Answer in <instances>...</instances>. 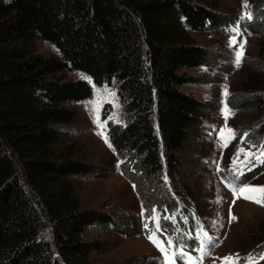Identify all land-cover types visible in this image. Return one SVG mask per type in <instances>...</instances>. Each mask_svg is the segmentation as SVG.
I'll return each mask as SVG.
<instances>
[{
    "label": "trees",
    "instance_id": "obj_1",
    "mask_svg": "<svg viewBox=\"0 0 264 264\" xmlns=\"http://www.w3.org/2000/svg\"><path fill=\"white\" fill-rule=\"evenodd\" d=\"M227 19L206 0H0V264H89L92 253L108 249L103 240L85 239L93 224L128 237L148 232L141 216L117 217L78 198L75 178L110 170L71 144L59 146L68 133L63 125L78 115L73 103L94 93L89 81L67 79L70 70L87 73L97 86L117 78L128 111L124 124L108 123L118 169L136 186L147 219L188 210L184 245H198L193 216L204 205L195 188L197 146L218 109L181 89L198 82L182 70L212 60L189 30L213 31ZM247 25L264 34V4ZM37 39L53 42L59 55H36ZM246 85L234 110H255L264 136V83ZM222 177L245 183L231 169ZM250 236L264 241L259 231Z\"/></svg>",
    "mask_w": 264,
    "mask_h": 264
},
{
    "label": "rangeland",
    "instance_id": "obj_2",
    "mask_svg": "<svg viewBox=\"0 0 264 264\" xmlns=\"http://www.w3.org/2000/svg\"><path fill=\"white\" fill-rule=\"evenodd\" d=\"M206 2L228 18L227 24L209 32L189 30L194 42L211 52L212 60L208 67L183 69L182 72L197 77L198 82L181 87L198 99L214 101L218 109L217 113L213 112L208 116L197 146L201 168L197 174L195 188L204 209L203 213L201 211L202 215L193 216V221L196 225V237H202L206 252L197 250L199 245L192 248L184 245L185 238L191 235L190 232L185 233L183 227V224L186 225L184 222L188 220L185 217L187 213L183 211L188 210L167 212L163 216L156 212L152 216L156 217V220L152 217L147 219L133 184L118 169L120 161L108 138V123L112 121L124 124L128 111L119 94L117 78L111 84L97 86L87 73L70 70L65 72L67 79L87 77L85 80L93 85L94 93L90 99L73 103L72 106L78 115L74 121L63 125V130L68 133L59 146L71 144L80 157L110 170L109 174L102 177L88 175L75 178L78 198L84 207L101 208L117 217L126 214L141 216L149 228L147 233L128 237L99 224L89 226L84 235L85 239L103 240L108 246L105 251L92 253L89 264H166V261L172 259H175V264H222L221 258L232 256L235 260L236 254H239V259L235 260V264H254L264 256V241L250 236L256 231L264 234V204L245 199L239 193L234 195L233 190L229 191L222 184V173L231 169L237 174L243 171L241 176L249 187L264 186V164H259L253 159L246 167L232 165L238 147L259 154V146L264 144V136L257 132L258 125L253 121L255 110H242L238 115L239 110H234L233 107L248 94L246 83L256 89H260L264 83V75L258 71L264 70V34L253 33L247 25L256 20V11L263 6L264 0H247L248 8L242 7L245 0ZM248 11L251 12L252 19L240 20V34L229 31L230 28L237 27L241 15ZM232 37L237 41L235 46H230ZM242 41L246 43L243 45L241 62L237 66L236 51ZM34 49L36 55L43 57L59 55L58 47L47 39L35 40ZM225 87L228 93L226 96ZM225 103L226 110L230 113L227 121L222 111ZM226 123L227 128L233 130L235 138H231L232 134L225 130V137L230 142L227 147H222L219 133L221 129H225ZM244 159V154L241 153L239 160ZM261 159H264V156ZM247 168H251V171ZM165 217L172 219H164ZM157 222L159 230H156ZM153 230H156L154 239L162 242V246L167 250V257L165 252L148 238ZM204 233L213 238L211 243ZM43 235L50 240L49 227H46ZM169 240L172 241L170 245L167 243ZM180 250L188 253L193 260L190 262L180 259ZM249 254L251 260L245 259Z\"/></svg>",
    "mask_w": 264,
    "mask_h": 264
},
{
    "label": "snow or ice",
    "instance_id": "obj_3",
    "mask_svg": "<svg viewBox=\"0 0 264 264\" xmlns=\"http://www.w3.org/2000/svg\"><path fill=\"white\" fill-rule=\"evenodd\" d=\"M242 7L243 8L249 7L247 4V0H245V2L242 4ZM245 18L252 19V14L250 11L242 14L240 19L237 21V27H232L229 29V31L240 34V29H239L238 25H239L240 20H243ZM244 43H246V41L240 42L238 45L239 50L236 51L235 64L237 66H239L241 59H242V56H243V45H244ZM235 45H237V41H236L235 37H232L230 40V46H235ZM83 78L88 79L87 77H83ZM227 94H228L227 88L225 87L224 95L226 96ZM226 109H227V104L225 103L224 109H222V111L224 112L225 120L227 121L230 113ZM225 130H227L230 134H232L231 138H235L233 130L228 129L227 123H226L225 129H221L220 133H219L220 139L222 141V144H221L222 147H227L228 143L230 142V140L225 137V134H224ZM244 135H247V134H244ZM259 148H260V153L256 154V153H253L251 151H245V149L238 147L237 151L234 155V158L232 159V165H241V166L246 167L248 164L251 163V160H253V159L259 164H264V159H261V157L264 156V144L260 145ZM241 153L244 154V157H245L244 161L239 160ZM117 167L119 168V164L117 165ZM247 170L251 171V168H247ZM243 174H244L243 171H240V172H238L237 177H239ZM166 178L167 177H165V179ZM135 187L136 186L133 185L134 189H135ZM231 187H232L234 195L239 193L240 195H243L245 199L254 200L258 204H264V186L249 187L246 183H242V184L232 185ZM247 193H260L261 195L255 196V195H248ZM152 219L156 220L157 218L152 217ZM164 219H172V218L171 217H165ZM232 219H236V218L232 217ZM144 227L147 228L148 225L145 224ZM156 230H159V223L158 222H157V229ZM156 230H153V232L149 234L148 238L150 240H152V242L154 244H156V246L161 251L165 252V255L167 257V250L162 246V242H159L157 239H154ZM204 236L208 240V242H210V243L212 242L213 238L208 236L207 233H204ZM167 243L170 245L172 243V241L169 240ZM197 250L201 251L202 253L206 252L203 241H201L200 246L198 247ZM175 255L176 254L174 253L173 256H175ZM179 257H180V259H187L190 262L193 260V257H191L188 253H185L183 250H180ZM251 258H252L251 254H249L248 257H245V259H248V260H251ZM221 259H222V264H235V260L239 259V254L235 255V260L232 256H226V257H223ZM261 259H264V256H262ZM166 264H175V259H172L171 261H166Z\"/></svg>",
    "mask_w": 264,
    "mask_h": 264
}]
</instances>
